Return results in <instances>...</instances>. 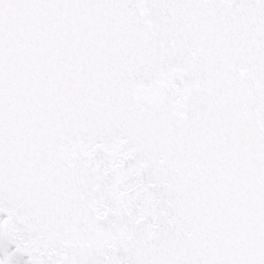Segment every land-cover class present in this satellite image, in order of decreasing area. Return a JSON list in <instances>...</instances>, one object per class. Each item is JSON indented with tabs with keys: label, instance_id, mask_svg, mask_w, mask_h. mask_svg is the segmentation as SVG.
Segmentation results:
<instances>
[{
	"label": "snow or ice",
	"instance_id": "1",
	"mask_svg": "<svg viewBox=\"0 0 264 264\" xmlns=\"http://www.w3.org/2000/svg\"><path fill=\"white\" fill-rule=\"evenodd\" d=\"M0 264H264V0H0Z\"/></svg>",
	"mask_w": 264,
	"mask_h": 264
}]
</instances>
